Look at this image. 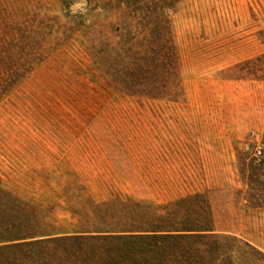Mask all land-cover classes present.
<instances>
[{
  "label": "rangeland",
  "instance_id": "1",
  "mask_svg": "<svg viewBox=\"0 0 264 264\" xmlns=\"http://www.w3.org/2000/svg\"><path fill=\"white\" fill-rule=\"evenodd\" d=\"M142 217L264 264V0H0V220Z\"/></svg>",
  "mask_w": 264,
  "mask_h": 264
},
{
  "label": "trees",
  "instance_id": "2",
  "mask_svg": "<svg viewBox=\"0 0 264 264\" xmlns=\"http://www.w3.org/2000/svg\"><path fill=\"white\" fill-rule=\"evenodd\" d=\"M29 223L0 220V264H193L184 243L207 236L180 221L150 217L118 222L115 230L42 236Z\"/></svg>",
  "mask_w": 264,
  "mask_h": 264
},
{
  "label": "built area",
  "instance_id": "3",
  "mask_svg": "<svg viewBox=\"0 0 264 264\" xmlns=\"http://www.w3.org/2000/svg\"><path fill=\"white\" fill-rule=\"evenodd\" d=\"M256 154L261 155L262 154V147L260 145L257 146L256 148Z\"/></svg>",
  "mask_w": 264,
  "mask_h": 264
}]
</instances>
